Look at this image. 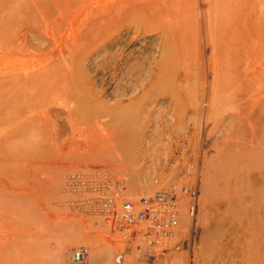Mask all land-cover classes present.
Listing matches in <instances>:
<instances>
[{"label": "rangeland", "instance_id": "obj_1", "mask_svg": "<svg viewBox=\"0 0 264 264\" xmlns=\"http://www.w3.org/2000/svg\"><path fill=\"white\" fill-rule=\"evenodd\" d=\"M182 1L175 0L181 4L178 7L174 0H0V77L10 68L24 73L46 66L54 72L47 83L38 81L41 85L35 89L19 91V101L30 94L24 100L27 104L7 102L4 85L0 88V264H70L71 252L81 246L90 251L86 264H118L116 257L121 252V264H264V208L255 212L264 204V171L258 156L264 149V0H233L232 16L226 14L224 25L211 32L216 24L209 14L214 2ZM185 7L191 14H182ZM207 10L212 11L207 15ZM195 11L198 20L197 24L193 21L192 33ZM174 13L181 17L175 19ZM181 14L193 19L188 22L186 18L182 24ZM170 21L176 30L168 34L165 25ZM222 32L229 35L227 39ZM178 33L184 40L180 35L177 40ZM17 38L27 45L18 48ZM215 38H219L221 50ZM224 59H229L227 65ZM216 64L224 77L219 76L217 82L221 85L223 81L225 88L218 85L226 89L228 81L227 90L230 88L228 94L220 90L222 96L215 92L218 77L212 67ZM61 81L67 82L70 91L56 93L51 105H46L43 96ZM38 94H42L40 98ZM96 102L104 109L118 108L119 124L122 122L118 129L127 133L129 129L127 138L108 144L104 137L115 135L112 127L92 122L88 126L80 123L84 126L78 128L76 123H68L67 112L81 118ZM45 106L53 111L52 124L37 129L29 118L41 117ZM10 109H14L10 111L13 116L7 113ZM20 123L25 132L28 129L27 133L43 139L10 137L8 143L14 148L9 146L3 136ZM89 126L103 140H87L83 132L85 128L93 132ZM101 144L105 150L99 148ZM190 163L198 166L196 176L187 175ZM82 170L124 181L133 201L173 184L195 185L199 190L197 214L190 215L191 199L183 197L176 236L170 244L151 247L139 240L124 242L101 217L68 205L64 192L67 176Z\"/></svg>", "mask_w": 264, "mask_h": 264}, {"label": "built area", "instance_id": "obj_2", "mask_svg": "<svg viewBox=\"0 0 264 264\" xmlns=\"http://www.w3.org/2000/svg\"><path fill=\"white\" fill-rule=\"evenodd\" d=\"M198 174V166L190 163L187 175ZM64 192L68 205L78 212L101 217L103 222L118 233L124 242L142 241L151 247L170 244L178 223L179 203L183 197L191 199L189 213L198 211L199 190L197 186L173 184L153 196L131 200L125 182L109 177L103 172L87 170L68 174ZM90 251L81 246L71 252L70 264H86ZM124 253L116 257L121 264Z\"/></svg>", "mask_w": 264, "mask_h": 264}, {"label": "bare ground", "instance_id": "obj_3", "mask_svg": "<svg viewBox=\"0 0 264 264\" xmlns=\"http://www.w3.org/2000/svg\"><path fill=\"white\" fill-rule=\"evenodd\" d=\"M157 1V0H156ZM182 1V0H181ZM191 2H192V0H190ZM207 1V0H206ZM209 1V0H208ZM233 0H212V1H209V2H214V8H213V12H211V11H209V12H211V13H209L208 12V10H207V12H205V13H207V15H208V13L213 17H211V19L212 20H215L214 22L216 23V24H214V25H216V27H214V25L212 26V23H211V25H210V22H213L209 17H210V15L208 16V19H210L209 21H208V24L210 25V27H208L209 29L211 28V26H212V28L210 29V32H211V30L213 29V28H215L216 30L218 29V28H220L221 26H223L224 24H223V21H225L224 19H225V17L227 16L226 14H233L232 12L234 11L233 10V5H232V2ZM149 3H151L150 1H148ZM171 2H173V0H171ZM176 2L178 3V0H176ZM188 2V1H187ZM208 2V3H209ZM24 3H25V1H24ZM153 3H154V1H153ZM179 3H181L180 1H179ZM182 3H184V1H182ZM186 3V2H185ZM184 3V4H185ZM21 4V3H20ZM177 5L176 3H175V0H174V3H173V5ZM183 4V5H184ZM192 4V3H191ZM211 4H213V3H211ZM25 5H27V2H26V4ZM179 5H181V4H178L177 6L179 7ZM182 5V6H183ZM187 5V4H186ZM186 5H184V6H186ZM148 6V5H147ZM177 6H175L174 8H176ZM188 6V5H187ZM155 7V6H154ZM208 7H213V5L211 6L210 4L208 5ZM180 8H182L181 6H180ZM184 8V7H183ZM187 7H185V9H183L184 11L185 10H187L186 9ZM189 8V7H188ZM191 9V8H190ZM212 9V8H211ZM169 10V9H168ZM177 10V9H176ZM175 10V11H176ZM182 10V9H181ZM189 10V9H188ZM210 10V9H209ZM150 11V10H149ZM183 11V15H184V13H185V15L187 16V13L189 12V11H185L184 12ZM193 10H191L190 12H192ZM180 12H179V14H180ZM199 12V11H198ZM176 13L178 14V12L176 11ZM194 13H196L197 14V12L195 11V12H193V15H194V18H195V14ZM203 13V12H202ZM214 13V15H212ZM175 14V13H174ZM173 14V15H174ZM181 14V15H182ZM188 14H191V13H188ZM200 15H201V13H199ZM183 15H182V18H183ZM192 15V16H193ZM205 15V14H204ZM203 15V16H204ZM177 15L175 14V16H174V18L175 19H179V17H181L180 15H178L177 17H176ZM190 16V15H189ZM185 17V18H180V20H182V24H184V22H183V20H185L186 18V20H188V22L189 21H191L190 19H193V17ZM197 16H198V14H197ZM202 16V15H201ZM200 16V17H201ZM202 16V17H203ZM229 16V15H228ZM232 16V15H231ZM190 18V19H189ZM168 19H169V16H168ZM203 19H205V17L203 18ZM227 19H230V16L229 17H227ZM227 19H226V21H227ZM197 20L198 19H196L195 18V20L193 19L192 20V22L193 21H195L196 22V24H197ZM22 21V20H21ZM46 21V20H45ZM171 22V21H170ZM168 23V25H165V28H166V31L168 32V34H170V33H172L173 32V30L175 31L176 29H173L174 27H172V22L171 23ZM187 22V21H186ZM186 22H185V24H186ZM231 22V21H230ZM177 23V22H176ZM191 23V22H190ZM190 23H187L188 25H190ZM227 23V24H226ZM225 24H226V27H228L229 28V20L226 22ZM178 24H179V22H178ZM182 24H181V27L183 28V26H182ZM193 24H195L194 22L192 23V25H190L191 27H196L195 25H193ZM161 25V24H160ZM173 25H174V23H173ZM180 25V24H179ZM178 25V26H179ZM188 25H185L184 27H185V29L187 28V26ZM231 25V24H230ZM50 26V25H49ZM48 26V27H49ZM45 27H47L46 26V24H45ZM47 27V28H48ZM98 27V26H97ZM164 27V26H163ZM176 27H177V25H176ZM194 27L193 28H188V29H190L191 30V32L193 31V29H194ZM22 28V27H21ZM178 28V27H177ZM180 28V27H179ZM182 28H180L181 30H182ZM207 28V27H206ZM223 28V27H222ZM46 29V28H45ZM180 29H179V31H180ZM187 29V30H188ZM214 29V30H215ZM226 31H227V28H224ZM223 30V29H222ZM224 30V31H225ZM229 30V29H228ZM178 31V30H177ZM186 31V30H185ZM225 31V32H226ZM231 31V30H230ZM216 32V31H215ZM221 32V31H220ZM19 33V32H18ZM17 33V34H18ZM23 33V32H22ZM32 33V32H31ZM176 33V32H175ZM184 33V35H187L185 32H183ZM193 33V32H192ZM213 33L214 32H212V35H211V37L213 36ZM216 33H219V31L218 32H216ZM230 34H231V32H229ZM228 33V34H229ZM207 34H208V32H207ZM211 34V33H210ZM209 34V35H210ZM222 34H223V32H222ZM226 34V33H225ZM84 35V34H83ZM176 35V34H175ZM178 35H180L181 36V34L180 33H178L177 34V36ZM183 35V34H182ZM183 35V36H184ZM190 35H192V34H189V35H187V36H190ZM193 35H195V34H193ZM16 36V35H15ZM180 36H178L179 38H177V40L179 41V40H181L180 39ZM223 36H224V34H223ZM229 36V35H228ZM227 36V37H228ZM101 37V36H100ZM182 37V36H181ZM214 37H216V36H214ZM227 37L226 36H224V38H226L227 39ZM23 38V37H22ZM22 38H17L18 40H19V47L18 48H20V49H22V48H24L25 47V41L23 42V40H21ZM34 38H35V36H34ZM183 38V37H182ZM187 38V41H189L188 40V37H185V39ZM191 38H192V36H191ZM210 38V37H209ZM208 38V39H209ZM16 39V40H17ZM173 39V38H172ZM194 39H197V38H195L194 37ZM211 39H213L214 40V38H211ZM217 38H215V40H216ZM219 39V38H218ZM218 39H217V41H218ZM220 39H222V40H224L223 39V37L222 38H220ZM229 39H231V38H229ZM33 40V39H32ZM183 40H184V38H183ZM192 40H193V38H192ZM191 40V41H192ZM209 41V40H208ZM226 41V40H225ZM224 41V42H225ZM33 42V41H32ZM169 42V41H168ZM195 42H196V40H195ZM194 42V43H195ZM220 41H218V44H217V46L216 47H218V45H219V49L218 50H221L220 49V44L221 43H219ZM222 42V41H221ZM223 42V43H224ZM228 42V41H227ZM16 43V42H15ZM171 43V42H170ZM186 43H188V42H186ZM189 43H190V41H189ZM192 43V42H191ZM229 43V42H228ZM216 44H214V45H216ZM230 44H231V42H230ZM27 45V44H26ZM191 45V44H190ZM210 45H212V44H210ZM214 45H213V47H214ZM182 46V45H181ZM223 46L225 47V44H223ZM232 46V45H231ZM28 48V47H27ZM190 48V47H189ZM188 48V49H189ZM215 48V47H214ZM222 49H225V48H223V47H221ZM17 48L15 47V50H16ZM187 49V50H188ZM216 49V48H215ZM214 49V50H215ZM231 49H234V48H231ZM230 49V51H232L233 52V50H231ZM26 50V49H25ZM28 51H29V49H28ZM35 51V50H34ZM227 51V50H226ZM25 52V51H24ZM215 53H216V50L214 51ZM218 52V51H217ZM35 53V52H34ZM39 53V52H38ZM225 52L223 51V54H224ZM228 53H229V51H228ZM228 53L226 54V55H228ZM231 53V52H230ZM234 53V52H233ZM184 54V53H183ZM214 54V53H213ZM219 54V53H218ZM185 55V54H184ZM183 55V56H184ZM225 55V54H224ZM223 55V56H224ZM44 56V55H43ZM214 56V55H213ZM216 56V55H215ZM214 56V57H215ZM225 58H226V56H225ZM64 59V58H63ZM213 59V58H212ZM53 60V59H52ZM51 60V61H52ZM214 61H215V59H213ZM216 60H217V58H216ZM225 60V63H226V60H229V59H224ZM65 61V60H64ZM219 61V60H218ZM233 61V60H232ZM220 62V61H219ZM224 62V61H223ZM215 63V62H214ZM222 63V62H221ZM59 64V63H58ZM212 64H213V61H212ZM226 65H227V63H226ZM230 66V65H229ZM261 66V65H260ZM224 67V66H223ZM233 67V66H232ZM232 67H230L231 68V70H233L234 68H232ZM171 68V67H170ZM215 68V69H214ZM228 68V67H227ZM50 69V67H42L40 70H37V71H35V72H24V73H21V72H19V70L17 71L16 69H11L10 68V70L8 69V71H6L5 70V72L4 73H2L1 74V77H0V88H2L3 89V85H4V90L5 91H7V98L5 99V100H7V102H11V101H15V103L18 105L19 104V102H21V101H24L25 99L26 100H28V98H29V96H30V94H29V96L26 98L25 97V99H24V97H23V99L21 100V101H19V100H17V98H16V96H18L19 98H20V96L19 95H17L18 93L19 94H21L19 91H21V90H23V89H25V88H32V89H35L36 88V86H38V85H41V83H39L40 81L41 82H48L49 81V79L51 78V76L50 75H52V74H54V72H53V70L51 71V72H49L48 70ZM52 69V68H51ZM60 69V68H59ZM214 69V77H218L217 79H216V86L217 87H215V92H219L220 90H221V93L223 94V92L222 91H225L224 93H226V91H229L230 90V88H229V90H227V88H228V81H227V78H226V80L225 81H227L226 82V86H227V88L226 89H224L225 87L223 86L225 83L222 81L221 82V85H222V83H223V89H221V85L217 82V81H219L218 79H220L219 78V76H221V78L223 77L220 73H219V69H218V64H216V65H214V67H212V70ZM226 70V69H225ZM224 70V71H225ZM237 70H241V69H237ZM237 70H235V71H237ZM24 71V70H23ZM68 71V70H67ZM172 71V70H171ZM227 71V70H226ZM234 71V72H235ZM251 71V70H250ZM53 72V73H52ZM221 72H223V71H221ZM228 72V71H227ZM246 72H247V70H246ZM52 73V74H51ZM60 73V72H59ZM58 73V74H59ZM189 73V72H188ZM213 73V72H212ZM230 72H228L227 74H229ZM236 73V72H235ZM238 73L240 74V72L238 71ZM236 74V75H238V78H242V76L241 77H239V74ZM245 73V72H244ZM61 74H63V73H61ZM190 74V73H189ZM246 74V73H245ZM56 75V74H55ZM70 75H71V73H70ZM226 75V74H225ZM60 76V75H59ZM63 76V75H62ZM165 76H167V75H165ZM213 76V75H212ZM233 76V75H232ZM248 76V75H247ZM247 76H245V77H247ZM155 77V76H154ZM157 77V76H156ZM228 77H230L231 78V76H228ZM237 77V76H236ZM58 78V77H57ZM61 78V77H60ZM59 78V79H60ZM165 78V77H164ZM224 78V77H223ZM223 78H222V80H223ZM230 78H228V80L230 79ZM237 78V79H238ZM56 79V78H55ZM54 79V80H55ZM58 79V80H59ZM232 79V78H231ZM39 81V82H38ZM57 81V80H56ZM233 81V83H234V80H232ZM239 81H240V79H239ZM59 82V81H58ZM214 83V82H213ZM231 83V82H230ZM59 85H55L56 87L54 88V90H52V92L51 93H47V94H45V96H43V98H44V102L46 101V105H51L50 103H52L53 101H54V99H51V97H53L54 95H56V93H58L59 95H63L64 93L66 94L68 91H70V86L67 84V82H62L61 81V83H58ZM153 84V83H152ZM171 84V83H170ZM220 86H219V85ZM47 85V84H46ZM72 85V84H71ZM156 85V84H155ZM161 85V84H160ZM168 85H169V83H168ZM172 85V84H171ZM197 85V84H196ZM213 85V84H212ZM231 85V84H230ZM164 86V85H163ZM214 86V85H213ZM237 86V85H236ZM240 86V85H239ZM40 87V86H39ZM172 87V86H171ZM197 87V86H196ZM7 90H6V89ZM41 88V87H40ZM46 88H48L47 86L45 87V89H44V87H43V89H44V91L45 90H47ZM161 88V87H160ZM163 88V87H162ZM238 88V87H237ZM2 89H0V90H2ZM158 89V88H157ZM77 90V89H76ZM173 90V89H172ZM190 90H191V88H190ZM197 90V89H196ZM5 91H2V92H5ZM30 91V90H29ZM28 91V92H29ZM40 91H43L42 89L40 90ZM40 91H38L39 93H40ZM50 91V90H49ZM72 91V90H71ZM73 91H74V89H73ZM176 91V90H175ZM235 91H236V89H235ZM170 92H172V91H170ZM231 92V91H230ZM31 93V92H30ZM37 93V92H36ZM42 93V92H41ZM214 93V92H213ZM212 93V94H213ZM217 93H215L216 95H217ZM221 93H218V95H221ZM1 94V93H0ZM71 94V93H70ZM77 94H78V91H77ZM90 94V93H89ZM182 94V93H181ZM226 94H228V93H226ZM28 95V94H27ZM41 95L42 94H38L37 95V98H38V96H39V98L41 97ZM218 95H217V97H218ZM233 95V94H232ZM23 96H25V95H23ZM66 96V95H65ZM222 96V95H221ZM72 97V96H71ZM215 97V96H214ZM231 97V96H230ZM15 98V99H14ZM37 98H35L36 100H37ZM182 98V97H181ZM224 98H225V96H224ZM223 98V99H224ZM34 99V101H36ZM59 99V98H58ZM62 99V98H61ZM218 99V98H217ZM1 100H3V97L1 98ZM1 100H0V102H1ZM227 100V99H226ZM233 100V99H232ZM19 101V102H18ZM31 101H32V99H31ZM33 101V102H34ZM41 101V100H40ZM58 100H56V102H57ZM63 101V100H62ZM69 101H71V100H69ZM212 101H214V100H212ZM218 101H219V99H218ZM218 101H216L217 102V104H218ZM230 101H231V98H230ZM64 102V101H63ZM68 102V101H67ZM88 102V101H87ZM228 102V101H227ZM23 103H26L27 104V101L25 102H23ZM36 103H37V101H36ZM66 103V102H65ZM74 103V102H73ZM98 103L99 102H96V105L94 106V107H92L91 109H89L88 110V112H86V113H84V115L80 118V117H78V116H75L72 112H67V115H66V119L68 120V123H70V124H74V123H76V125L78 126V128H79V124L80 123H84L85 124V126L87 125V123L89 124V123H92V122H94V123H96V125L98 126H103L102 125V123L104 124V125H106V126H108V128L110 127H112L113 128V130L115 131V135H113V136H108L107 134L105 135L106 137H104V139H106L104 142H109V143H112V145H113V143L115 142V141H117L116 143H118L119 141V139L121 138V139H123L124 140V138H127L128 137V133H129V129H127L128 130V133L127 132H125V130L124 131H122L123 129L122 128H120V129H122L121 131L118 129V124H119V121H118V110H115V109H118V108H102V107H100V106H98ZM8 104V103H7ZM16 104H14V105H16ZM21 104H22V102H21ZM26 104H23V106L24 105H26ZM32 104V103H31ZM70 104H72V103H69L68 102V104L67 105H69L68 107L70 108V107H73V105L72 106H70ZM75 104H76V102H75ZM12 105V104H11ZM33 105H34V103H33ZM37 105H38V103H37ZM83 105V104H82ZM221 105V104H220ZM225 105V104H224ZM233 105V104H232ZM254 105V104H253ZM32 106V105H31ZM63 106H64V104H63ZM229 106V105H228ZM17 107H19V106H17ZM27 107H29V105H27ZM40 107V106H39ZM54 107H56V104L54 105ZM59 107V106H58ZM7 108V107H6ZM20 108V107H19ZM23 108H26V106L25 107H23ZM38 108V107H37ZM36 108V109H37ZM42 108V107H41ZM43 108H44V105H43ZM42 108V109H43ZM57 108V107H56ZM219 108V107H218ZM225 108V107H224ZM65 109H66V107H65ZM73 109V108H72ZM71 109V110H72ZM75 109V108H74ZM6 110H8V109H6ZM14 110V109H13ZM13 110H9V112H7L8 114L10 113V111H13ZM32 110V109H31ZM31 110H29V111H31ZM41 110V109H40ZM77 110H79V109H77ZM77 110H75L76 112H77ZM227 110V109H226ZM5 111V110H4ZM3 111V112H4ZM24 111V110H23ZM34 111H35V109H34ZM41 111H44L45 113L42 115V113L40 114V115H42L41 117H34V115H33V117L32 118H29V120H30V122L32 123V126L33 127H35V128H39V129H43V128H41L43 125L45 126V125H47V124H49V125H47V126H50L51 124H50V122H51V119L53 118V115H51L52 114V109H50L48 106H45V110H41ZM74 111V110H73ZM80 111H81V109H80ZM83 111V110H82ZM14 112H16V109H15V111ZM26 112V111H25ZM32 112V111H31ZM12 113V112H11ZM10 113V116H13L12 114ZM27 113H28V110H27ZM37 113V112H36ZM4 114V113H3ZM2 114V115H3ZM31 114V113H30ZM33 114H35V112L33 113ZM134 114H136V113H134ZM7 115V114H6ZM6 115H4L5 116V118L3 119V120H6ZM24 115L26 116V114L24 113ZM39 115V114H38ZM75 117H74V116ZM238 115V114H237ZM10 116H8V118L10 117ZM19 116V115H18ZM110 116V118H108L107 120H106V117H109ZM131 116V115H130ZM135 116V115H134ZM0 117H1V115H0ZM15 117H16V115H15ZM20 117V116H19ZM28 117V116H27ZM60 117H62V116H60ZM246 117V116H245ZM2 118V117H1ZM0 118V119H1ZM105 118V119H104ZM124 118V117H123ZM60 119V118H59ZM100 119H104L105 121H101ZM125 119V118H124ZM13 120H15L14 118H13ZM17 120V119H16ZM0 121H2V119L0 120ZM19 121V119L17 120V122ZM101 121V122H100ZM122 121H125V120H122ZM16 122V123H17ZM27 120L25 121V125H28L27 123ZM29 122V121H28ZM79 122V123H78ZM30 123V124H31ZM124 123V122H123ZM125 123H127V119H126V122ZM17 124H19V123H17ZM121 124H122V122H121ZM121 124H119V127L121 126ZM81 125V124H80ZM12 126H13V124H12ZM24 125L22 124L21 125V123H20V126L18 125V126H16L15 127V129L13 128V130H10V132H8V133H6V134H4V138H5V136H6V141H7V143L9 142V139L8 138H19V139H22V140H27V141H38V140H40V138H42L41 136H37L36 135V133H34V134H30V133H27V132H29L28 131V129H27V132H25L24 131V129H22V127H23ZM70 126V125H69ZM72 126V125H71ZM81 126H84V125H81ZM88 126V125H87ZM33 127H31V128H33ZM105 127V126H104ZM4 128V127H3ZM28 128H29V125H28ZM73 128V127H72ZM81 128V127H80ZM84 128V127H83ZM96 128V127H95ZM101 127H99V131L100 130H102L103 131V127L100 129ZM108 128H106V129H104V131H107L108 132ZM109 128V129H110ZM112 128L110 129V130H112ZM25 129V130H26ZM36 129V130H37ZM71 129V128H70ZM91 130V129H93V132H94V127H91L90 128V126L88 127V130ZM98 129V128H97ZM96 129V130H97ZM32 130H34V129H32ZM44 130V129H43ZM72 130V129H71ZM77 130L78 129H75V131L77 132ZM0 131H2V130H0ZM6 131V130H5ZM37 131H40V130H37ZM48 131H50V130H48ZM78 132H80V131H78ZM92 132V130H91V132H88L87 131V128H85L84 129V132H83V134H84V136H85V138L87 139V140H89V139H98V137L100 136L99 135V133H97L98 132V130L96 131V133L94 132L93 133ZM5 133V132H4ZM39 133V132H38ZM88 133H92V134H88ZM109 133H112V132H109ZM44 134V133H43ZM101 134V133H100ZM47 135V134H46ZM45 134H44V136H46ZM110 135V134H109ZM56 136V135H55ZM55 136L53 137V138H55ZM78 136V135H77ZM83 136V135H82ZM102 136V135H101ZM100 136V137H101ZM120 137V138H119ZM45 138V137H44ZM1 139V138H0ZM19 139H18V141H19ZM43 139V138H42ZM48 139V138H47ZM64 139H66V138H64ZM84 139V138H83ZM85 139V140H86ZM102 139V138H101ZM101 139H98V140H101ZM14 140V139H13ZM12 140V141H13ZM21 140V141H22ZM84 140V141H85ZM103 140V139H102ZM120 141H122V140H120ZM96 142V141H95ZM6 143V142H5ZM17 143H19V142H17ZM16 143V144H17ZM108 143V144H109ZM115 143V144H116ZM264 143V142H263ZM9 144V146H12L13 148H14V145H11L10 143H8ZM8 144H7V147L8 148H12V147H9L8 146ZM22 144V143H21ZM31 144V143H30ZM37 144V143H36ZM16 146H18V144L16 145ZM20 146V145H19ZM25 146H27V145H25ZM103 146V144H101V146L99 145V148H103L102 147ZM118 147H119V145H117ZM259 146H261L260 144H259ZM4 147V146H3ZM6 147V146H5ZM21 148V150H22V145L20 146ZM34 147V146H33ZM107 147L109 148H111V145L109 146V145H107ZM7 148V149H8ZM13 148H12V150H13ZM92 148V147H91ZM6 149V148H5ZM7 149H6V151H7ZM19 149V150H20ZM28 148H26V149H24V150H27ZM87 149V148H86ZM95 149V148H94ZM120 149V148H119ZM16 150V149H15ZM96 150V149H95ZM101 150V149H100ZM99 150V151H100ZM103 150H105L104 148H103ZM260 150H261V148H260ZM85 151V150H84ZM89 151V150H88ZM99 151H97V152H99ZM114 151H115V149H114ZM9 152V151H8ZM12 152V151H11ZM87 151H85V153H86ZM92 152V151H91ZM90 152V153H91ZM116 152V151H115ZM7 153V152H6ZM100 153H101V151H100ZM103 153V152H102ZM258 153V152H257ZM8 154V153H7ZM22 154V153H21ZM28 154V153H27ZM32 154V153H31ZM38 154V153H37ZM93 154V153H92ZM10 155H11V153H10ZM23 155V154H22ZM30 155V154H29ZM34 155H35V153H34ZM14 156H15V154H14ZM18 156H19V154H18ZM25 156V155H24ZM27 156V155H26ZM258 156H260V166H261V168H262V170L264 171V149L263 150H261V152H259V154H258ZM1 157V156H0ZM5 158V157H4ZM17 158V157H16ZM257 158V157H256ZM14 159V158H13ZM24 159H26L25 157H24ZM15 160V159H14ZM16 160H18V159H16ZM2 161V160H1ZM5 161H6V159H5ZM24 161V160H23ZM23 161H21V162H23ZM14 162V161H13ZM16 162V161H15ZM14 162V163H15ZM20 164V163H19ZM19 164H18V166H19ZM230 164V163H229ZM4 166H5V164H3ZM14 165V164H13ZM11 166V165H10ZM22 166H23V164H22ZM30 166H32V165H30ZM38 166V165H37ZM47 166V165H46ZM24 167V166H23ZM6 168V167H5ZM13 168V167H12ZM11 169V168H10ZM9 169V171H11ZM1 171V170H0ZM6 171V170H5ZM5 171H2V173H6V175H7V172H5ZM1 173V174H2ZM12 174V173H11ZM15 174V173H14ZM262 175H263V172L261 173ZM4 175V174H3ZM2 175V176H3ZM57 175V174H56ZM20 176V175H19ZM18 175H17V177H19ZM6 177V176H5ZM10 178V177H9ZM14 178V177H13ZM60 178V177H59ZM15 179H16V177H15ZM186 179V178H185ZM11 180V179H10ZM13 180V179H12ZM57 180V179H56ZM15 183V182H14ZM196 183V182H195ZM17 189H19V188H17ZM16 189V190H17ZM20 190V189H19ZM4 192H5V190H4ZM6 194V193H5ZM263 194H264V191H263ZM68 197V196H67ZM263 199H264V195H263ZM3 200V199H2ZM65 200H66V198H65ZM188 200V199H187ZM257 200V196L255 197V195H254V198H253V201L255 202ZM261 200V199H260ZM12 201V200H11ZM259 201V200H258ZM263 201V200H262ZM17 202V201H16ZM3 203V202H2ZM6 203V202H5ZM19 203V202H18ZM256 203V202H255ZM14 204H15V202H14ZM22 204V203H21ZM19 205H20V203H19ZM257 205V204H256ZM15 206V205H14ZM262 208H264V204L260 207V208H258V210H256L255 212H259V209H262ZM76 211V210H75ZM23 213V212H22ZM2 214V213H1ZM20 215V214H19ZM258 215H260L261 216V214H258ZM22 216V215H21ZM20 216V217H21ZM97 217V216H96ZM23 218V217H22ZM21 218V219H22ZM31 218V217H30ZM29 218V219H30ZM20 219V218H19ZM25 219V218H24ZM24 219H22V221H24ZM32 219V218H31ZM5 224V223H4ZM41 224V223H40ZM99 224V223H98ZM32 225V224H31ZM37 227H39V226H37ZM255 232H256V230H255ZM255 234V233H254ZM2 235V234H1ZM252 235H253V233H252ZM53 236V235H52ZM52 236H50L51 237V239H52ZM255 236V235H254ZM49 237V236H48ZM3 238V237H2ZM7 238V237H6ZM5 239V238H4ZM0 244H1V242H0ZM253 246H254V244H253ZM252 248H254V247H252ZM250 251V250H249ZM253 251V250H252ZM5 252V251H4ZM6 254H9L8 252L6 253ZM5 254V255H6ZM251 254V253H250ZM10 255V254H9ZM8 255V256H9ZM18 255V254H17ZM252 255V254H251ZM2 257V256H1ZM0 257V258H1ZM60 258V256H57L56 257V259L57 258ZM4 258V257H3ZM7 258V257H6ZM59 260V259H58ZM58 260H56V262H58ZM60 260H61V258H60ZM254 260H255V258H254ZM17 261V260H16ZM259 262H261V261H259ZM5 263V262H4ZM257 263V262H256ZM16 264H17V262H16ZM20 264V263H19ZM58 264H61V263H59L58 262ZM249 264H251V262H249Z\"/></svg>", "mask_w": 264, "mask_h": 264}]
</instances>
